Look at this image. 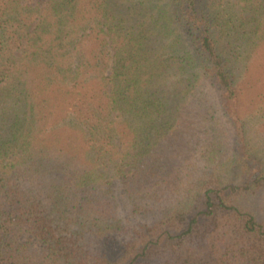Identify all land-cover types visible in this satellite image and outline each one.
<instances>
[{
  "label": "trees",
  "instance_id": "trees-1",
  "mask_svg": "<svg viewBox=\"0 0 264 264\" xmlns=\"http://www.w3.org/2000/svg\"><path fill=\"white\" fill-rule=\"evenodd\" d=\"M251 131L264 0H0V264H264Z\"/></svg>",
  "mask_w": 264,
  "mask_h": 264
},
{
  "label": "rangeland",
  "instance_id": "rangeland-1",
  "mask_svg": "<svg viewBox=\"0 0 264 264\" xmlns=\"http://www.w3.org/2000/svg\"><path fill=\"white\" fill-rule=\"evenodd\" d=\"M250 141L253 144L252 151L254 150V153H256L260 158L264 159V137H262L261 134L257 133L256 131H251L249 133ZM226 170H222V173L226 174ZM256 208L261 210L263 212L264 210V191L260 192V194L255 197L254 199ZM28 238V236H24V239ZM35 247L41 248V243L38 241H35ZM42 249V248H41ZM40 249V250H41Z\"/></svg>",
  "mask_w": 264,
  "mask_h": 264
}]
</instances>
